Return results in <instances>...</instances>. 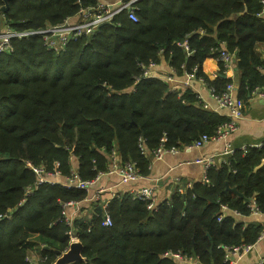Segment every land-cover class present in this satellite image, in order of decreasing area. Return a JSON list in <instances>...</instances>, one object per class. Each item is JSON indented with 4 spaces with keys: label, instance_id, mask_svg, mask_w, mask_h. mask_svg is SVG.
Masks as SVG:
<instances>
[{
    "label": "trees",
    "instance_id": "obj_1",
    "mask_svg": "<svg viewBox=\"0 0 264 264\" xmlns=\"http://www.w3.org/2000/svg\"><path fill=\"white\" fill-rule=\"evenodd\" d=\"M263 1L140 0L138 22L123 12L60 53L48 50L39 36L15 40L14 52L0 57V215L11 214L0 222V264H30L34 237L44 241L43 257L53 264L56 251L70 245L61 203L88 197L82 189L37 185L29 163L63 177L74 168L82 181H93L108 172L117 150L121 162H136L146 176L151 155L140 152V138L149 152L163 139L166 147L183 149L202 135H214L227 121L203 109L193 90L142 78L151 64L164 57L173 76L194 73L221 92L232 79L220 62L207 67L225 48L236 56L241 74L238 98L246 102L263 89L264 61L255 51L257 43H264ZM96 2L11 0L9 10L0 13V30L57 25L80 5ZM207 178L208 183L195 182L186 192L180 190L187 184L178 186L155 209L123 193L105 208L109 227L98 210L77 218L73 230L86 259L77 264H179L163 257L168 251L196 257L200 264H228L226 247L254 245L263 231L232 214L219 218L222 204L250 216L248 202L226 192L227 185L264 213V143L235 149L225 163L208 170Z\"/></svg>",
    "mask_w": 264,
    "mask_h": 264
},
{
    "label": "built area",
    "instance_id": "obj_2",
    "mask_svg": "<svg viewBox=\"0 0 264 264\" xmlns=\"http://www.w3.org/2000/svg\"><path fill=\"white\" fill-rule=\"evenodd\" d=\"M139 1L140 0H121L119 3L113 5L97 0L94 5H80L79 11L73 17L66 18L62 23L57 25H48L45 28L38 30H20L6 25L3 29L0 30V57L2 55L14 52L15 40L30 39L32 37L37 36L42 38L44 46L48 50L57 53L66 51L70 43L76 42L77 40L82 39L84 37L93 36L97 33V31L102 25L113 23L116 17L123 12L127 14L128 18L131 21L138 22L139 8L137 7V3ZM183 47L187 55H190V48L187 43V40H185V42L183 43ZM235 57L236 56L233 55V53H230L225 48L219 50V56L215 59V61L222 63L224 74L226 75V77H228V73L236 69V62L234 61ZM155 65L156 64H151L148 68H145L143 71L142 78H160L169 83L172 89L182 91V88L175 85V83H177L179 79L173 76V74L170 76H159L153 74L152 69ZM192 80L199 81L200 83L206 85L203 78H197L194 73H190L183 78L182 83L184 90L190 88ZM207 90L209 93V97L213 102H215L216 106L212 107V105L204 98L201 93L195 92L197 103L205 110L214 111L219 115L226 117L227 121L217 129L214 135H202L197 141L185 146L183 149H201L211 141L227 140L230 135H232L238 130L239 121L244 117L246 102L235 96V85L233 82L228 84L225 89H223L221 92H219L214 87H207ZM253 94H257L258 96L264 98V88L255 90ZM223 111H226L227 114L224 115L222 113ZM166 141V139H163L162 145L149 152L146 148L145 140L143 138H140V152L146 156L150 154V157H153L156 160H163L166 155L177 154L181 150V148L177 146L166 147ZM261 146L262 145H256L255 147L260 148ZM245 148L246 147H244L243 149ZM234 151L235 149H231L228 150L226 153L228 155H233ZM195 163L202 165L204 169V177L201 182L204 184L208 183L209 180L207 178V172L210 168L216 166L215 156L210 155L206 157H199L195 159ZM28 167L37 175V185H41L44 183H48L51 185H60L66 189H82L87 191L88 194H90L93 186L97 183L100 178L105 175L115 174L119 177L121 184H135V186L132 187L129 192L125 193L130 196L132 201L145 202L147 203L149 209H155L157 206L156 185L152 184L149 186H136V184L142 181L145 176L141 174V171L136 162H121V158L117 150H113L110 156V166L108 172L106 174H100L93 181H82L74 168L70 177H63L61 173L57 170L52 173H47L45 169L34 167L30 163L28 164ZM192 187L193 183H187V185L182 190H180V192H186L187 189H191ZM31 192L32 190L28 189L27 195H30ZM105 192L106 190L99 188L95 190V192H93V194L87 197L84 201L88 202L87 205L89 204L93 207L92 215H95L96 211L98 210V207H102V216H104L102 224L105 227H109L112 225V220L110 215L105 212V208L113 198L119 197L123 193L112 191L109 198H104ZM82 202L83 201H70L61 203L63 208L61 221L65 223L68 227H70V230L67 232V235L69 237V243H71L73 240L78 239V234L73 230V226L75 220L79 218V214L81 213ZM248 208L250 210V215L264 216V213L260 212L253 199L248 202ZM221 212L222 215L219 220H221L222 217L227 214H232L237 218L244 217L240 214L239 211L231 210L227 205L224 204L221 205ZM4 218L10 219L11 214L0 215V222ZM253 247L254 245L226 247V262L228 264H235L237 260L241 259V257L244 254L248 253ZM163 257L173 259L179 264H188L196 260L198 261L196 257L184 255L180 252L173 251L166 252ZM27 261L30 264H46L48 258L44 257L39 258L38 260H34L33 258H30L28 256ZM256 264H264V258L260 259Z\"/></svg>",
    "mask_w": 264,
    "mask_h": 264
},
{
    "label": "crops",
    "instance_id": "obj_3",
    "mask_svg": "<svg viewBox=\"0 0 264 264\" xmlns=\"http://www.w3.org/2000/svg\"><path fill=\"white\" fill-rule=\"evenodd\" d=\"M104 3L117 4L121 0H99ZM255 51L258 57L264 61V43H257ZM208 63V70H212L216 66V61L211 60ZM152 73L159 76L172 75V69L168 61L162 57L160 62L156 64ZM264 75V69L262 70ZM228 78H231L235 85V96L238 97V87L241 74L235 69L227 74ZM183 78L179 79L175 85L183 88ZM194 92L201 93L204 98L215 107V102L209 97V93L206 85L199 81L192 80L190 88ZM187 90V89H185ZM184 90V91H185ZM224 115L226 111L222 112ZM264 143V98L257 94L249 95L248 101H246V109L243 119L239 121L238 130L229 136L227 140L211 141L207 143L201 149H181L177 154H168L163 160H156L153 157L149 158L148 174L140 181L136 186H149L156 185V203L169 200L176 188L182 184L199 182L204 177V169L200 164L195 163V159L199 157L215 156V165L220 166L225 163L231 155L226 152L231 149H243L244 147H255L256 145H262ZM135 184H121L117 175H105L100 178L93 186L92 191L88 194V197L95 192V190L101 188L106 190L104 198H109L112 191L127 193L134 187ZM88 202L83 201L81 204V213L79 217H91L93 207L87 205ZM90 214V215H89ZM229 215V214H227ZM245 225L258 224L262 227L263 231L254 247L241 259L237 260L235 264H256L260 259L264 258V216H244L238 218ZM36 251L32 249V255L34 260L39 258ZM188 264H200L197 260Z\"/></svg>",
    "mask_w": 264,
    "mask_h": 264
},
{
    "label": "water",
    "instance_id": "obj_4",
    "mask_svg": "<svg viewBox=\"0 0 264 264\" xmlns=\"http://www.w3.org/2000/svg\"><path fill=\"white\" fill-rule=\"evenodd\" d=\"M3 1H4V5L0 7V13H5L9 10V2L11 0H3ZM234 61L236 62V57H235ZM259 168L260 167H257L255 170H258ZM226 192H233L238 197L243 198L245 200V202L250 201L249 199L245 198L243 194L238 192L237 189L231 188L229 185H227ZM98 211H99L100 215H102L103 210H102L101 206L98 207ZM83 248H84V246L79 239L73 240L70 243L67 251H65V252L56 251L58 258L56 259V261L53 264H77L79 262L85 261L86 259L82 255Z\"/></svg>",
    "mask_w": 264,
    "mask_h": 264
},
{
    "label": "rangeland",
    "instance_id": "obj_5",
    "mask_svg": "<svg viewBox=\"0 0 264 264\" xmlns=\"http://www.w3.org/2000/svg\"><path fill=\"white\" fill-rule=\"evenodd\" d=\"M89 215H90V214H89ZM83 218H85V214L83 215ZM43 243H44V241H42L40 237H34V238H32V240H31V246L33 247L34 251H36L35 254L38 255L37 258H44V257H43V254H42V251H43V249H44V248H43V247H44V244H43ZM28 256H29L30 258H33L32 250L29 251ZM46 264H48V262H47Z\"/></svg>",
    "mask_w": 264,
    "mask_h": 264
},
{
    "label": "bare ground",
    "instance_id": "obj_6",
    "mask_svg": "<svg viewBox=\"0 0 264 264\" xmlns=\"http://www.w3.org/2000/svg\"><path fill=\"white\" fill-rule=\"evenodd\" d=\"M72 189V188H71ZM70 190V189H69Z\"/></svg>",
    "mask_w": 264,
    "mask_h": 264
}]
</instances>
